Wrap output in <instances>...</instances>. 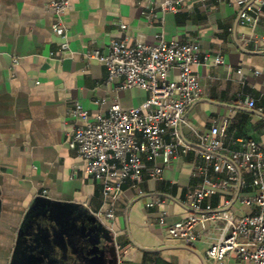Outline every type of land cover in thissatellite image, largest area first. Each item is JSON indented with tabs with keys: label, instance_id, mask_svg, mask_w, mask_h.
<instances>
[{
	"label": "crops",
	"instance_id": "0c3cea01",
	"mask_svg": "<svg viewBox=\"0 0 264 264\" xmlns=\"http://www.w3.org/2000/svg\"><path fill=\"white\" fill-rule=\"evenodd\" d=\"M153 1L158 0H72L64 15L72 52L60 60L49 56L62 43L52 30V0H0V264H110L111 235L121 264H213L207 250L227 233L226 219L198 226L201 237L193 245L167 238L159 221L165 215L173 225L192 213L187 195L204 180L196 174L205 163L199 133L217 126L224 128L229 151L242 140H255L264 149V7L260 21L251 24L241 15L259 0H183L175 13L157 9L148 17ZM158 33L201 47L193 72L203 96L188 107L180 128L191 149L185 153L180 146L166 166L161 157L145 156L139 179H126L121 191H107L105 183L117 180L90 177L85 160L68 144L77 123L70 112L80 106L93 117L113 102L126 110L140 107L148 92L120 89L121 80H109L107 67L85 54L106 53L111 41L124 37L132 45L155 44ZM218 56L223 62H215ZM170 78L177 81L179 71ZM247 98L256 101L255 108ZM164 138L174 141L170 133ZM156 166L163 172L154 178ZM226 177L210 170L211 181ZM44 192L49 206L34 219L30 247L19 249L26 216ZM247 194L231 184L206 198L201 212L211 205L239 217L250 211L238 197ZM109 209L115 211L112 222L96 216ZM73 234L82 240V252L68 245ZM229 264L241 262L233 254Z\"/></svg>",
	"mask_w": 264,
	"mask_h": 264
},
{
	"label": "built area",
	"instance_id": "2783aa9c",
	"mask_svg": "<svg viewBox=\"0 0 264 264\" xmlns=\"http://www.w3.org/2000/svg\"><path fill=\"white\" fill-rule=\"evenodd\" d=\"M71 1L51 2L52 30L62 38L58 51L50 52L51 58L63 60L72 52L64 20ZM246 1L240 0L241 3ZM182 3L183 0L153 1L148 5L147 15L155 16L157 9L162 13H175ZM263 7L264 0H259V4H247L241 15L242 22L257 24ZM126 28L127 25H121V29ZM156 37L155 44L137 42L134 45L124 37L111 41L106 53L96 49L85 54L87 59H97L107 67L109 80L120 79V89L137 87L148 92V98L140 107L126 110L119 102H113L107 111L93 117L80 106L70 112L77 123L68 144L85 160V170L90 177L117 180L115 184L105 183L107 191H121L126 179H139L145 156L149 159L161 157L166 166L180 146L185 153L191 149L181 140L180 128L188 107L203 96L200 78L193 72V67L201 62V47L196 41L167 40L162 33ZM13 62L18 63L19 59L14 58ZM215 62L223 60L218 56ZM175 69L179 71L177 81L170 78ZM245 103L250 108L256 107L254 99L247 98ZM167 133L173 135L174 141H165ZM223 134L224 128L217 126L198 134L205 163L197 168L196 174L202 175L204 180L201 187L187 195L185 203L192 213L173 225H167L166 217L162 215L159 223L170 240L193 245L201 237V232L196 231L198 226L204 229L211 220L226 219L227 233L208 248V259L213 264H229L235 254L241 264H264V149L255 140H242L240 148L229 151L223 142ZM211 169L225 172L227 177L219 182L211 181ZM242 171L248 176H242ZM162 172L163 168L156 166L151 176L160 177ZM231 184L250 191V194L238 196L250 209L248 213L239 217L226 216V212L217 211L211 205L206 207V212H201L206 198L219 189H228ZM41 195L46 196L45 192ZM96 216L112 222L115 211L109 209ZM119 248L116 246L117 251ZM121 262V255L117 253V264Z\"/></svg>",
	"mask_w": 264,
	"mask_h": 264
},
{
	"label": "water",
	"instance_id": "95a60500",
	"mask_svg": "<svg viewBox=\"0 0 264 264\" xmlns=\"http://www.w3.org/2000/svg\"><path fill=\"white\" fill-rule=\"evenodd\" d=\"M49 206V198L46 196H38L37 201L35 200L34 204L32 205V209L27 214L26 219L24 221V227L21 228L20 233L18 235L17 240V246L18 248L25 249L26 247H30L29 241L33 239L30 229L32 228L34 219L36 220V216L38 215V211H42V208H47ZM43 212V211H42ZM99 228L102 227V225L98 226ZM81 239L77 237L76 234L70 235V237L67 240V243L70 247H73L74 249L80 250L82 252V243ZM109 241L111 244L108 245L107 250L110 254V264H116L117 261V251H116V245L113 235L110 236Z\"/></svg>",
	"mask_w": 264,
	"mask_h": 264
}]
</instances>
